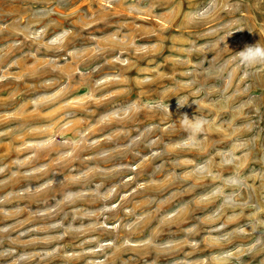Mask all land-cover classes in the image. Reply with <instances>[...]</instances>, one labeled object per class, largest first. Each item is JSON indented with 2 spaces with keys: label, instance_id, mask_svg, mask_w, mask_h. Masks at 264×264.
I'll return each mask as SVG.
<instances>
[{
  "label": "rangeland",
  "instance_id": "1",
  "mask_svg": "<svg viewBox=\"0 0 264 264\" xmlns=\"http://www.w3.org/2000/svg\"><path fill=\"white\" fill-rule=\"evenodd\" d=\"M255 44L264 0H0V264H264Z\"/></svg>",
  "mask_w": 264,
  "mask_h": 264
},
{
  "label": "clouds",
  "instance_id": "2",
  "mask_svg": "<svg viewBox=\"0 0 264 264\" xmlns=\"http://www.w3.org/2000/svg\"><path fill=\"white\" fill-rule=\"evenodd\" d=\"M233 59L241 67L247 69H253L257 66L264 65V45L255 44L252 46H245L243 50L236 53ZM182 123L194 137L203 132L208 122L204 118L189 119L187 115H184Z\"/></svg>",
  "mask_w": 264,
  "mask_h": 264
}]
</instances>
